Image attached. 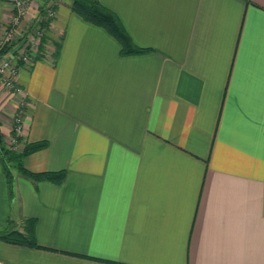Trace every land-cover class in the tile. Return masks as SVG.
Returning <instances> with one entry per match:
<instances>
[{"label":"crops","instance_id":"1","mask_svg":"<svg viewBox=\"0 0 264 264\" xmlns=\"http://www.w3.org/2000/svg\"><path fill=\"white\" fill-rule=\"evenodd\" d=\"M100 2L149 51L55 4L18 150L48 141L25 167L65 178L15 170L11 196L0 160V231L34 218L41 246L0 240V264H264V0ZM16 100L0 83L7 145Z\"/></svg>","mask_w":264,"mask_h":264},{"label":"trees","instance_id":"2","mask_svg":"<svg viewBox=\"0 0 264 264\" xmlns=\"http://www.w3.org/2000/svg\"><path fill=\"white\" fill-rule=\"evenodd\" d=\"M72 9L83 16L86 20L105 27L111 34H113L121 43L123 55H132L148 52L149 49L138 46L132 40L130 34L124 27L119 16L109 7L105 6L100 0H71ZM44 13V10H42ZM51 20H41L40 25L42 27L50 28ZM49 42L47 34L43 37L38 57H42L48 53L46 45ZM55 51L52 56L57 58L61 49V44L54 43ZM8 48L0 50V56H2ZM48 141H36L26 143L23 149L15 150L10 148L4 141L0 131V160L4 169V173L8 182L11 196L14 195L15 184V170L20 174L34 180H50L60 183L65 178V171H44L33 172L25 167L24 161L30 154L43 149L48 146ZM36 220L34 218H27L24 220L22 228H18L10 221L9 225L0 231V240L6 241L12 244H20L30 247H41L36 239L35 234Z\"/></svg>","mask_w":264,"mask_h":264},{"label":"built area","instance_id":"3","mask_svg":"<svg viewBox=\"0 0 264 264\" xmlns=\"http://www.w3.org/2000/svg\"><path fill=\"white\" fill-rule=\"evenodd\" d=\"M58 1L46 0L42 3L38 0H10L9 15L1 27L0 45L9 48L0 58V83L13 92L17 99L14 125L8 141V146L15 150L19 148L24 131V109L28 104L27 93L18 83L19 68L21 65H31L37 59L42 39L49 31L40 25V21H52L55 18V4ZM43 57H48V53Z\"/></svg>","mask_w":264,"mask_h":264},{"label":"rangeland","instance_id":"4","mask_svg":"<svg viewBox=\"0 0 264 264\" xmlns=\"http://www.w3.org/2000/svg\"><path fill=\"white\" fill-rule=\"evenodd\" d=\"M27 23L30 24V22H28V21H27ZM0 47H2V44L0 45ZM50 47H51V46H50ZM3 48H7V47H2L1 49H3ZM8 48H9V47H8ZM47 48H48V47H47ZM1 49H0V50H1ZM0 58H1V56H0Z\"/></svg>","mask_w":264,"mask_h":264}]
</instances>
